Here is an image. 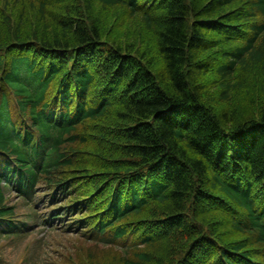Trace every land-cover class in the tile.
Returning <instances> with one entry per match:
<instances>
[{
  "label": "trees",
  "instance_id": "obj_1",
  "mask_svg": "<svg viewBox=\"0 0 264 264\" xmlns=\"http://www.w3.org/2000/svg\"><path fill=\"white\" fill-rule=\"evenodd\" d=\"M39 223L58 264H264V0H0V235Z\"/></svg>",
  "mask_w": 264,
  "mask_h": 264
},
{
  "label": "rangeland",
  "instance_id": "obj_2",
  "mask_svg": "<svg viewBox=\"0 0 264 264\" xmlns=\"http://www.w3.org/2000/svg\"><path fill=\"white\" fill-rule=\"evenodd\" d=\"M9 202L18 203V212L22 216L29 212L17 193L11 194ZM77 237L75 232L65 231L62 227L42 225L35 226L27 235H0V264H58L62 253L73 250Z\"/></svg>",
  "mask_w": 264,
  "mask_h": 264
}]
</instances>
